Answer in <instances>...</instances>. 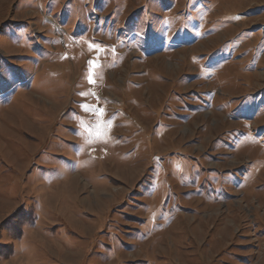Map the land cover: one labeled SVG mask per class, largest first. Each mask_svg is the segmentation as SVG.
<instances>
[{"label":"rangeland","instance_id":"rangeland-1","mask_svg":"<svg viewBox=\"0 0 264 264\" xmlns=\"http://www.w3.org/2000/svg\"><path fill=\"white\" fill-rule=\"evenodd\" d=\"M0 264H264V0H0Z\"/></svg>","mask_w":264,"mask_h":264},{"label":"snow or ice","instance_id":"snow-or-ice-1","mask_svg":"<svg viewBox=\"0 0 264 264\" xmlns=\"http://www.w3.org/2000/svg\"><path fill=\"white\" fill-rule=\"evenodd\" d=\"M88 79H89V82H90V83H93V82H94V81L92 80V77H91V76H89ZM82 95H83V94H82ZM82 107H83L85 110H88L90 106H88V105H82ZM93 110H95V109H93ZM101 111H102V110H101Z\"/></svg>","mask_w":264,"mask_h":264}]
</instances>
